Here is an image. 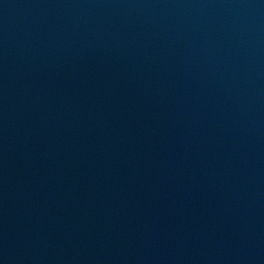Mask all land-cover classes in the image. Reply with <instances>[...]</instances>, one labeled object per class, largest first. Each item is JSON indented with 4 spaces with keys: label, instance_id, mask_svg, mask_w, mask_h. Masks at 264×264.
Instances as JSON below:
<instances>
[{
    "label": "water",
    "instance_id": "obj_1",
    "mask_svg": "<svg viewBox=\"0 0 264 264\" xmlns=\"http://www.w3.org/2000/svg\"><path fill=\"white\" fill-rule=\"evenodd\" d=\"M0 264H264V0H0Z\"/></svg>",
    "mask_w": 264,
    "mask_h": 264
}]
</instances>
